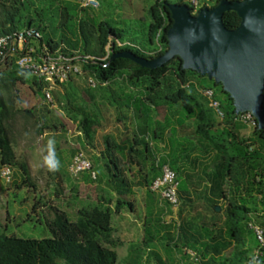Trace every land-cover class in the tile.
Segmentation results:
<instances>
[{"label":"trees","instance_id":"1","mask_svg":"<svg viewBox=\"0 0 264 264\" xmlns=\"http://www.w3.org/2000/svg\"><path fill=\"white\" fill-rule=\"evenodd\" d=\"M167 5L180 4L153 0L148 6L145 42L155 50L148 54L149 50L145 53L121 41V31L114 26L95 21L96 9L81 8L70 0H0V37L32 28L40 33V43L50 51L77 58L73 63L97 84L94 88L86 86L83 102L95 107L94 94L101 96L118 109L116 123L123 131L119 139L109 134L102 136L103 149L95 161L96 167L92 164L96 176L97 168L102 167L98 176L113 186L115 197L101 190L103 196L95 194L94 201L75 210L74 221L64 210L48 204V197H34L31 213L41 215L49 237L23 239L0 232V264H142L143 249L137 245L131 246L126 259L118 263L115 249L121 242L112 238V217L123 210L133 211V202L128 199L132 187L143 191L144 218L153 233L147 228L143 243H164L168 255L177 253L179 261L191 260L188 264H197L190 254L199 264H264V248L255 259L258 245L247 228L250 222L264 223V132L258 129L256 120L254 126L234 122L237 115L232 100L221 85L182 69L176 57L154 70L140 68L125 59L110 61L112 55L123 52L148 61L162 56L167 50L166 32L172 24ZM54 16L58 23L52 28ZM222 24L231 31L237 28L239 19L234 12H225ZM67 25L71 26L69 31L58 35L56 29ZM24 74L13 63L0 65V168L7 166L17 171L18 184L16 174L12 172L11 176L15 188L30 187L36 192L27 163L18 160L13 150L15 119L30 124L36 136L48 130L39 125L35 105L21 110L18 107L22 101L17 85H24ZM33 84L42 90L39 81L33 80ZM202 90L213 92L221 119L208 106ZM65 107L68 120L77 123L84 143L92 146L101 128L97 115L82 113L77 117L69 100ZM121 108L131 112L134 131L126 127L119 114ZM26 112L35 120L31 121ZM245 127L251 128L250 135ZM71 129L73 125L68 121H60L56 130L65 134ZM62 143L66 144L64 136ZM76 151L70 148L71 158ZM164 165L176 175L179 213L194 206L196 194L210 208L206 222L181 220L172 233L170 227H161L160 217L170 214L172 207L160 201L149 187ZM125 174L133 176V180ZM195 187H202L201 193L192 191ZM54 195L59 197L60 191H54ZM221 203L223 207L217 212ZM44 209L49 214L41 213Z\"/></svg>","mask_w":264,"mask_h":264},{"label":"rangeland","instance_id":"2","mask_svg":"<svg viewBox=\"0 0 264 264\" xmlns=\"http://www.w3.org/2000/svg\"><path fill=\"white\" fill-rule=\"evenodd\" d=\"M96 1L99 7L93 10L95 21H105L120 30L122 34L121 41L132 44V47L141 49L145 53L149 50L148 54L154 53L155 50L145 42L148 6L153 0ZM57 20L58 17L54 16L50 27H55L58 23ZM70 27V25H67L62 29H56V31L58 30V35H64V33L69 31ZM110 41H114V39L111 38ZM110 41L105 47L106 52L109 50ZM9 73L10 71L7 72V74ZM24 80L23 86L17 85L19 91L17 93L22 101V103L18 104V107L21 110L35 105L37 108L34 113L39 125H45L48 130H45L43 135L39 137L33 133L30 124H25L20 119H15L12 123L15 156L18 160L27 163L30 178L37 190L34 192L30 187L15 188L13 185L14 177L8 183L0 179V232L23 239H42L48 238L49 233L41 215L31 213L34 197H42V199L48 197V204H53L57 208L64 210L71 221L76 219L75 210L94 201L95 194L103 196L101 190L115 197L113 186L108 185L103 176H98L102 173V167L97 168L96 172L98 175L95 181H90L86 174L81 175L76 180L69 176L70 148L80 149L91 164V167L93 166L92 164H94L93 167H96L95 161L99 157V151L103 149L102 136L109 134L115 139H119L123 131L121 126L116 123L118 109L103 100L101 96L94 94L95 107L88 106L86 102H83V91L86 90L87 82L89 81L85 74L72 77L67 82L57 85L51 92L52 103L50 105H45L42 91L38 90L36 85L33 84V80H36L35 78L27 74ZM115 92L119 93V90L115 89ZM68 100L71 103V110L76 113L77 117H81L82 113L97 115L101 128L96 132L92 146L84 143L83 135L78 134L77 123L68 120L65 107V103ZM119 114L124 117L126 127L130 131H134L135 125L131 112L121 108ZM34 120L35 117L32 116L31 121ZM60 121H68L73 125V129L68 130L65 134L60 133L56 130ZM245 131L248 135L251 134L250 127H245ZM62 136H64L66 141L65 145L62 143ZM49 139L55 142V156L60 162L58 169L55 171L49 170L44 163ZM12 172L13 175L16 174L15 178L18 184L19 175L16 170ZM134 175L135 170H133ZM133 176L125 174V177L131 181ZM201 189L202 187L198 189L195 187L192 188V191L201 193ZM56 190L60 191L59 197L54 195ZM131 192L132 194L128 195V199L133 202V211L127 212L123 210L122 214L114 215L111 220L112 238L121 242V245L115 249L117 262L122 263L126 259L128 251L133 245L141 246L143 249L142 264H188L191 262V260L179 261L180 256L177 253L168 255L164 243L159 241H153L148 244L143 243L145 230L149 228L150 234L153 235V233L151 227H147L148 224H146V219L144 218L143 191L132 187ZM195 195L193 194L194 206L182 209L181 213H179L180 208L178 205L176 208H171L170 214H163L160 217L161 227H170L169 232L172 233L173 227L181 220L193 219L199 223L206 222L210 215V208L199 195ZM219 207H223V204L221 203L217 208L219 209ZM41 213L49 214L46 209L42 210ZM36 218H39L40 221L37 222ZM152 224L153 222L150 223V225Z\"/></svg>","mask_w":264,"mask_h":264},{"label":"water","instance_id":"3","mask_svg":"<svg viewBox=\"0 0 264 264\" xmlns=\"http://www.w3.org/2000/svg\"><path fill=\"white\" fill-rule=\"evenodd\" d=\"M166 8L172 24L166 32L167 50L162 56L148 61L123 52L112 55L110 61L125 59L154 70L176 57L182 69L220 84L232 100L234 114L250 113L264 132V0H220L196 16H191L185 5ZM229 11L239 19V25L231 31L222 24V15Z\"/></svg>","mask_w":264,"mask_h":264},{"label":"built area","instance_id":"4","mask_svg":"<svg viewBox=\"0 0 264 264\" xmlns=\"http://www.w3.org/2000/svg\"><path fill=\"white\" fill-rule=\"evenodd\" d=\"M166 1L177 2L185 5L191 14L196 16L204 6L208 8L213 4H217L220 0H160V3ZM78 4L81 8L97 9L99 7L96 0H71ZM41 35L35 29L29 28L19 32H14L5 37H0V65L5 63H13L16 68L31 75L42 84V94L45 105L52 103L51 92L57 85L67 82L71 77L81 76L85 73L81 68L74 64L77 58H68L52 52L45 45L40 43ZM90 88H94L97 84L93 80L87 82ZM104 86V84H102ZM201 95L208 101V106L221 119L222 115L219 110V104L213 99L211 90L200 91ZM234 122L244 125H255V120L250 113L238 114ZM80 135V133L78 132ZM68 174L72 179H78L81 175L86 174L91 181L96 180V174L92 170L91 164L85 158L80 149H77L70 160ZM12 170L4 166L0 168V179L10 182ZM178 182L176 175L169 169L167 165L161 167L160 175L152 181L149 190L156 194L160 201L166 202L172 208L178 206L177 198ZM248 230L252 232L257 242V249L254 258L261 255V249L264 248V223L257 225L253 222L247 224ZM191 259L199 264V260L193 255Z\"/></svg>","mask_w":264,"mask_h":264},{"label":"clouds","instance_id":"5","mask_svg":"<svg viewBox=\"0 0 264 264\" xmlns=\"http://www.w3.org/2000/svg\"><path fill=\"white\" fill-rule=\"evenodd\" d=\"M27 75V74H24ZM54 140L49 139L47 142V154L44 156V163L51 171H55L59 167V160L55 156Z\"/></svg>","mask_w":264,"mask_h":264}]
</instances>
